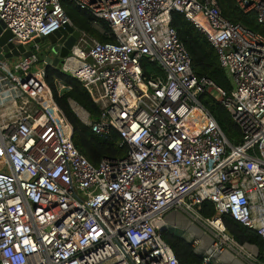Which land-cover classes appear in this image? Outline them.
<instances>
[{"label": "built area", "instance_id": "1", "mask_svg": "<svg viewBox=\"0 0 264 264\" xmlns=\"http://www.w3.org/2000/svg\"><path fill=\"white\" fill-rule=\"evenodd\" d=\"M64 2L89 13L99 32L106 22L115 42L74 27ZM232 2L262 32L229 21L217 0H0L5 28L32 43L30 57L0 69V264H179L159 235L170 212L202 232L193 241L202 264L223 250L264 264V0ZM173 12L211 44L230 90L193 74ZM66 24L78 37L56 69L34 40ZM47 68L78 81L99 116L67 99L71 113L99 138L116 132L124 158L94 166L75 148ZM202 96L230 115L237 143ZM204 202L214 217L200 215ZM223 215L260 237L262 253L238 244Z\"/></svg>", "mask_w": 264, "mask_h": 264}, {"label": "trees", "instance_id": "2", "mask_svg": "<svg viewBox=\"0 0 264 264\" xmlns=\"http://www.w3.org/2000/svg\"><path fill=\"white\" fill-rule=\"evenodd\" d=\"M217 1L222 14L229 21L240 23L256 32H262L253 14H243L236 10L231 0ZM62 8L72 25L77 29L86 32L100 43L115 42L113 33L106 22H98L102 31L99 32L93 28V22L96 20L89 13L80 11L71 3L66 2L62 3ZM171 26L175 29L179 40L190 55L193 74L198 78L206 77L223 89L230 90L229 80L219 68L215 50L205 36L188 22L183 15L176 12L171 14ZM45 82L51 91L55 104L73 128V145L92 165L97 166L103 158L122 159L125 157L127 148L118 146L119 138L116 132H111L107 139L99 138L89 128L77 121L71 113L67 99H72L81 105L89 113L91 119L96 120L99 116L98 107L92 102L89 94L76 79L62 75L52 68H47L45 70ZM57 82L62 83L66 89L59 92ZM199 102L214 118L226 139L232 144L237 143L239 141V133L230 115L207 96L200 97ZM199 213L206 219L215 216L214 208L209 202H204L201 205ZM221 220L225 229L238 244L255 245L262 253L263 241L260 237L235 222L229 215H223ZM159 235L171 248L179 264H202V260L195 254L190 243L170 231H162Z\"/></svg>", "mask_w": 264, "mask_h": 264}, {"label": "water", "instance_id": "3", "mask_svg": "<svg viewBox=\"0 0 264 264\" xmlns=\"http://www.w3.org/2000/svg\"><path fill=\"white\" fill-rule=\"evenodd\" d=\"M70 34V36H69ZM78 37L77 32H73L72 27L65 25L62 29L47 36L36 38L34 42L41 47L39 48V57L43 58L45 52L49 50L52 56L44 57L46 63L52 67L60 69L62 59H64ZM60 44L58 49L55 45ZM31 52L26 50L24 45L13 38L11 32L5 28L0 20V62L3 60H15L19 58H28Z\"/></svg>", "mask_w": 264, "mask_h": 264}, {"label": "crops", "instance_id": "4", "mask_svg": "<svg viewBox=\"0 0 264 264\" xmlns=\"http://www.w3.org/2000/svg\"><path fill=\"white\" fill-rule=\"evenodd\" d=\"M232 1V0H231ZM233 3V2H232ZM234 6V5H233ZM237 10V9H236ZM21 59V58H20ZM19 59V60H20ZM14 63V61H11ZM12 63V64H13ZM219 66V64H218ZM220 68V67H219ZM221 69V68H220ZM222 70V69H221ZM223 71V70H222ZM224 72V71H223ZM225 73V72H224ZM225 75L227 76V74L225 73ZM228 78V76H227ZM229 80V78H228ZM230 83V80H229ZM231 87V86H230ZM178 216L179 214L174 213V212H170L167 216H166V221L168 222V226H172L173 223H175L178 220ZM181 216V215H180ZM180 223H182L184 232L182 233L183 235H181L180 238L184 239L185 241H187L188 243H190L194 249L195 254L201 259L200 255L203 253V250L199 249V247H195L193 246V241H197L202 238V232L198 229H193V231H189V224L186 221L185 217H183V219H179L178 220ZM200 233H199V232ZM179 237V236H178ZM255 246V245H253ZM258 249V252H260L259 248L257 246H255ZM210 264H246L244 260H242L239 257H236L232 252L227 251V250H223L221 251V253L215 255Z\"/></svg>", "mask_w": 264, "mask_h": 264}, {"label": "rangeland", "instance_id": "5", "mask_svg": "<svg viewBox=\"0 0 264 264\" xmlns=\"http://www.w3.org/2000/svg\"><path fill=\"white\" fill-rule=\"evenodd\" d=\"M42 45V44H41ZM41 45H40V47H41ZM31 46H32V43L31 42H29V43H26V44H24V47H25V49L26 50H30L31 49ZM45 53H47V51L45 52ZM20 59V58H19ZM19 59H15V60H12V61H14V62H16V61H18ZM12 63L13 62H11L10 60H3V61H1L0 62V69L2 70V71H7L8 69H11V66H12ZM37 67L35 66L34 67V70L36 69ZM58 91H59V89H58ZM213 96H215L214 94H213ZM169 214V213H168ZM167 214V215H168ZM166 215V216H167ZM183 217L184 216H178V220L179 219H183ZM176 221L175 223H173V225L172 226H170L169 228H168V231H170L171 233H173L174 235H176V236H179V237H181V235H183L182 233L184 232V229H183V227H181L182 226V223H180L179 221ZM199 232V231H198ZM200 233V232H199Z\"/></svg>", "mask_w": 264, "mask_h": 264}]
</instances>
